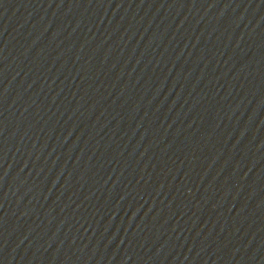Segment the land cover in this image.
<instances>
[{"label": "water", "instance_id": "water-1", "mask_svg": "<svg viewBox=\"0 0 264 264\" xmlns=\"http://www.w3.org/2000/svg\"><path fill=\"white\" fill-rule=\"evenodd\" d=\"M0 264H264V0H0Z\"/></svg>", "mask_w": 264, "mask_h": 264}]
</instances>
